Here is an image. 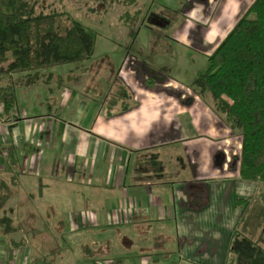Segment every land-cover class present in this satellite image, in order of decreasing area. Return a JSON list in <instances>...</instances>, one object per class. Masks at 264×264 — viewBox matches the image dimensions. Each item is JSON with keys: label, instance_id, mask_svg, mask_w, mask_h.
<instances>
[{"label": "crops", "instance_id": "1", "mask_svg": "<svg viewBox=\"0 0 264 264\" xmlns=\"http://www.w3.org/2000/svg\"><path fill=\"white\" fill-rule=\"evenodd\" d=\"M189 1V19L202 24L185 20L176 38L208 57L255 0ZM131 61L135 58L128 54L120 67V91L102 88L100 96L82 102V79L58 86L40 80L30 85V114L6 118L0 106V183L10 185L0 236L11 246L28 243L13 238V216L23 206L30 213V256L46 258L60 250L46 244L51 243L46 231L53 230L58 240L65 231L81 237V263L93 256L94 264H117L111 258L119 253L127 261L117 258L120 264H134L132 256L143 264H226L242 214L237 200L252 199L260 186L239 196L252 186L234 173L238 165L227 149L233 133L202 96L169 76L153 80L139 69L145 75L137 77ZM38 86L61 104L57 113H34L45 96ZM183 156L188 164L180 170ZM20 188L29 190L26 202L18 201ZM211 230L218 236L211 233L210 244ZM215 243L223 248L212 252ZM88 245L94 249L90 256L83 250ZM14 255L17 260L10 255L8 264L22 261L17 251Z\"/></svg>", "mask_w": 264, "mask_h": 264}, {"label": "trees", "instance_id": "2", "mask_svg": "<svg viewBox=\"0 0 264 264\" xmlns=\"http://www.w3.org/2000/svg\"><path fill=\"white\" fill-rule=\"evenodd\" d=\"M38 7L37 0H0V79L26 73V83L34 85L44 71L83 64L95 54L91 29L66 12L46 13ZM190 89L211 94L226 124L241 132L238 176L260 186L252 199L237 200L242 214L226 264H264V0L252 3L208 56V69ZM16 105V85H0L4 114L10 115ZM0 191L1 211L10 197L8 185L1 182Z\"/></svg>", "mask_w": 264, "mask_h": 264}, {"label": "rangeland", "instance_id": "3", "mask_svg": "<svg viewBox=\"0 0 264 264\" xmlns=\"http://www.w3.org/2000/svg\"><path fill=\"white\" fill-rule=\"evenodd\" d=\"M37 1L39 3L38 8L40 11L46 13L55 12L59 14L66 12L74 20L91 29L95 33V54L90 60L83 64L62 65L46 70L44 73H48L43 76L40 81L48 84V81L54 80V84L58 86L59 82L62 80H64L65 83H68L76 78L82 79L79 83L81 87L78 88L79 98L82 99V102L89 100V98L100 96L102 88L105 89L106 92L120 91L124 88L123 77L119 76V70L128 54L135 58V61H131V64L136 68L135 72L137 77L145 75L137 71L141 69L143 72L147 71L148 75L153 80L163 79L169 76L189 89L195 78L201 72H205L208 69V57H206L205 54L193 49L192 45V47H190L181 39L179 41L176 38L180 32L178 28L185 23V20H192L196 23L202 24L201 22L195 21V19H189L192 13L190 14L186 11L188 7H192V2H188V0H136L133 4H126L122 0ZM214 6L215 5L213 4V7ZM198 10L200 11L199 8ZM185 13H187L186 17ZM149 62L154 68L150 66ZM155 68L162 70L158 71ZM167 70H169V72ZM26 82V73L15 74L10 78L3 77L0 79L1 86H6L8 84L16 85L17 105L10 114V117L12 118L18 117L19 113L21 114L25 111L30 114L31 87ZM84 84L86 85L84 86ZM36 89L42 93V96H45L38 102L36 106L37 109H33L34 113H49V111H52L53 114L57 113L61 104L55 100L56 98L53 96L49 97L48 92L42 91L43 86H38ZM200 96L204 98V102L209 105L211 109H213L212 111L222 120L218 121L222 122V124H226L224 119L216 113L211 94L206 93ZM55 106H57L58 109L55 108ZM4 117L8 118L9 116L7 117V115H4ZM61 119H64V116H62ZM226 126L229 129V133H233V135L229 136L230 141L227 149L229 150L232 159L235 160H233L232 163L236 162L239 168L240 163L238 160L241 155V132L239 130H232L227 124ZM225 137L226 136L222 135L220 141H223V138ZM3 162L6 164L5 159H3ZM187 164L188 161L184 156L178 158L177 167L180 170H184L183 166L187 168ZM5 167L8 172H11L9 163ZM238 168L234 171L235 174H238ZM240 182L245 181L240 179ZM245 183L252 186L250 193H248L250 186L243 187V191L240 192L239 196L246 197L256 189L257 183ZM8 186L10 185L8 184ZM18 192V201L26 202L24 198L26 194L29 193V190L20 188ZM228 194L230 195V193ZM8 212H11V210L8 209ZM29 214L30 213H24L23 206H19L17 214H14L13 216L17 222L15 225L16 230L13 231L17 236L13 235V238L19 240L23 237L24 240H28V243H24L17 247L16 244H12L11 246L9 244L11 242L8 243L5 238L0 236V260L4 261V264L11 263L10 255L17 260V257L14 255L15 251L20 254L19 258H23L22 261L20 260L17 262L18 264H27L29 260L32 262H39L44 259L46 260L43 261L42 264L50 263V261L51 264H94L96 258H93V256L89 258L88 261L83 263L80 262L82 251L79 247V242L81 237L77 238L76 233L73 231L63 232L62 237L58 240L56 238V231L45 230L46 235L51 238V243L47 242L46 244L53 245V249L56 246L60 247V250L50 253L46 258L45 256H30ZM4 228L1 227L0 235H5ZM211 233L213 235L217 234L215 237L218 236L217 231L213 232L211 230L207 232V242L210 244ZM106 234L108 233L102 234L101 237L105 238ZM170 234L177 236V232H166L165 235L168 237ZM226 235L228 236L227 232ZM224 245L227 248L229 243H226L225 241ZM222 248V244L219 243H215L211 246L212 252L217 249L221 250ZM44 250L50 252L48 249ZM83 250L88 256L94 251L90 245L84 247ZM116 254H118V256ZM112 255L113 257L111 260L117 262V264H120L117 258L127 263L121 254L112 253ZM132 257L134 259L132 263L143 264L136 261L134 256ZM137 258L141 260L143 259L141 255H137ZM1 261L0 264H2ZM101 261L105 263L106 257L101 258ZM223 262L218 261L215 264H225V260Z\"/></svg>", "mask_w": 264, "mask_h": 264}]
</instances>
